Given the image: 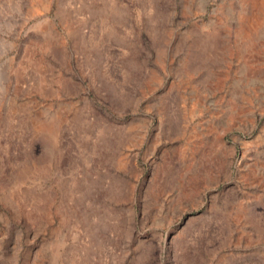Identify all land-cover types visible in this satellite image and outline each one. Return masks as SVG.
I'll return each instance as SVG.
<instances>
[{
	"label": "rangeland",
	"instance_id": "obj_1",
	"mask_svg": "<svg viewBox=\"0 0 264 264\" xmlns=\"http://www.w3.org/2000/svg\"><path fill=\"white\" fill-rule=\"evenodd\" d=\"M0 264H264V0H0Z\"/></svg>",
	"mask_w": 264,
	"mask_h": 264
}]
</instances>
